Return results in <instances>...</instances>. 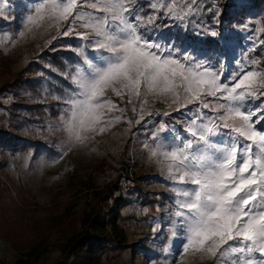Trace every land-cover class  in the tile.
I'll return each instance as SVG.
<instances>
[{
  "label": "rangeland",
  "instance_id": "rangeland-1",
  "mask_svg": "<svg viewBox=\"0 0 264 264\" xmlns=\"http://www.w3.org/2000/svg\"><path fill=\"white\" fill-rule=\"evenodd\" d=\"M250 1L235 4L243 15L231 21L223 37L215 29L197 36L187 27L194 21L191 15L196 10L195 3L191 11L185 8L188 15L184 19H178L165 15L163 8L154 10L151 5L158 0H136V15L143 18L140 31L145 36L171 49L177 57L191 54L218 72L222 82L234 83L231 78L239 73L257 69L264 72L261 11L249 7ZM178 2L181 7L185 4V0ZM35 6L36 0H0V83L10 80L28 62L36 61L40 50L54 43L65 45L72 53L65 69L70 71V77L60 97L62 110L55 119L17 130L5 126L7 131L20 134L27 144L14 148L4 143L0 152V264H12L39 244L45 251L34 264H50L59 256V246L78 225L80 214L89 210L95 193L118 176L119 212L122 217H132L134 225L130 226L125 245L112 249L103 264H214L212 258L193 255L191 250L180 255L183 237L177 227L175 195L162 153L192 138V121L196 125L209 124L208 117L216 113L198 110L195 103L180 107L171 104L170 99L152 96L147 97L141 110L142 97L121 98L109 92L108 97L119 111L108 113L104 109L110 119L98 127L107 130L85 133L83 143L75 140L67 128L71 109L66 101L72 95L69 85L77 70L85 66L86 58L99 57L101 53L93 51L92 30L71 17L58 27H48L44 22L28 32L24 22ZM149 17H153L151 23L147 22ZM21 31L24 37L19 36ZM39 67L35 79H41L45 92L51 77L46 73V64ZM248 100L251 103H244L249 109L264 105V96ZM3 101L0 96V103ZM117 116L121 117L119 121L114 119ZM3 129L0 122V131ZM218 131L225 133L222 139L227 143L228 130Z\"/></svg>",
  "mask_w": 264,
  "mask_h": 264
},
{
  "label": "snow or ice",
  "instance_id": "snow-or-ice-1",
  "mask_svg": "<svg viewBox=\"0 0 264 264\" xmlns=\"http://www.w3.org/2000/svg\"><path fill=\"white\" fill-rule=\"evenodd\" d=\"M194 2L185 0L181 7L178 0H158L151 6L184 19L185 8L191 11ZM85 8L94 11L84 13ZM69 17L92 30L93 51L101 53L86 58L69 85V133L83 143L85 133L107 130L98 127L110 119L104 109L119 111L109 92L121 98L142 97L141 110L148 96L170 99L180 107L195 103L198 110L211 109L216 115L208 117L209 124L192 121V138L162 153L183 237L180 255L191 250L214 264H264V105L249 109L244 103L264 96V72L249 70L232 76L234 83H225L191 54L175 56L140 31L143 18L136 15V0H36L24 28L32 32V26L44 22L58 27ZM221 100L225 103H214ZM218 129L228 130L227 143Z\"/></svg>",
  "mask_w": 264,
  "mask_h": 264
},
{
  "label": "trees",
  "instance_id": "trees-1",
  "mask_svg": "<svg viewBox=\"0 0 264 264\" xmlns=\"http://www.w3.org/2000/svg\"><path fill=\"white\" fill-rule=\"evenodd\" d=\"M239 1L195 0L196 10L191 15L194 21L187 27L197 36L205 35L208 29H215L222 37L227 36L231 21L243 15L242 9L235 7ZM248 6L261 11V24L264 27V0H251ZM71 57L72 53L65 45L50 44L40 50L36 61L28 62L10 80L0 83V96L4 99L0 103V122L4 125L0 131V152L4 143L14 148L19 145L26 147L27 144L20 134L7 131L5 126L10 125L16 130L30 123L42 126L61 112L60 97L70 77V71L65 69ZM41 64L47 65L46 73L51 77L45 92L41 89V79H35ZM26 93L31 96L27 97ZM120 188L118 176L95 193L89 210L80 214L78 225L59 246V256L50 264H103L112 249L125 245L134 219L120 215ZM44 251L40 244L33 245L26 255L12 264H34Z\"/></svg>",
  "mask_w": 264,
  "mask_h": 264
}]
</instances>
